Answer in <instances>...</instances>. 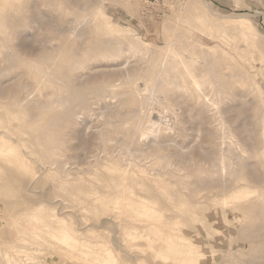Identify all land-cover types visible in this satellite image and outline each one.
Wrapping results in <instances>:
<instances>
[{
    "label": "rangeland",
    "instance_id": "374dc122",
    "mask_svg": "<svg viewBox=\"0 0 264 264\" xmlns=\"http://www.w3.org/2000/svg\"><path fill=\"white\" fill-rule=\"evenodd\" d=\"M204 1L0 0V264H264V0Z\"/></svg>",
    "mask_w": 264,
    "mask_h": 264
},
{
    "label": "bare ground",
    "instance_id": "6f19581e",
    "mask_svg": "<svg viewBox=\"0 0 264 264\" xmlns=\"http://www.w3.org/2000/svg\"><path fill=\"white\" fill-rule=\"evenodd\" d=\"M201 1V0H200ZM204 1V0H203ZM205 3H206V0L204 1ZM207 4H209V3H207ZM258 15V14H257ZM38 16H40V15H38ZM32 22V21H31ZM30 22V23H31ZM46 23H47V21H46ZM37 24V23H36ZM52 25V24H51ZM35 26V25H34ZM40 30H41V28H39ZM43 29V28H42ZM45 29V28H44ZM49 29V28H48ZM66 29V28H65ZM53 30V29H52ZM31 31V30H30ZM74 31V30H73ZM38 35V34H37ZM20 38V37H19ZM41 41V40H40ZM19 46V45H18ZM1 85H2V83H1ZM3 86V85H2ZM58 99V98H57ZM52 100V99H51ZM53 103H54V101H53ZM207 108H208V106H207ZM210 111V110H209ZM135 112V111H134ZM131 113V112H130ZM135 116V115H134ZM215 121V120H214ZM7 133V132H6ZM202 134V133H201ZM14 139V138H13ZM16 141V140H15ZM168 144H171V143H168ZM223 144H225V143H223ZM201 147V146H200ZM8 150V152H12V149H7ZM206 154V153H205ZM58 166V165H57ZM251 166V165H250ZM264 181V180H263ZM224 186V185H223ZM32 190V189H31ZM225 203V202H224ZM260 228V227H259ZM255 229V228H254ZM263 229V228H262ZM247 231V230H246ZM260 231H262V230H253L252 232H251V234H246V237L247 238H255V236L260 232ZM242 233V232H241ZM261 233V232H260ZM243 235H244V233H243ZM6 236H7V234H6ZM69 237V236H68ZM67 237V238H68ZM7 238V237H6ZM253 238V239H254ZM251 240V239H250ZM13 249H14V251H12L13 249H9V250H5L4 251V258H5V260H6V264H26L25 262L26 261H23L22 262V260L21 259H19L17 256H15V253L14 252H16V254H18V252L20 253V251L18 250V248L17 249H15L14 247H12ZM16 250H18V251H16ZM21 250V249H20ZM23 251V250H22ZM11 252H13V253H11ZM24 252V251H23ZM25 253V252H24ZM28 254H31L32 255V253H29V252H27ZM20 256H21V254H20ZM24 256H25V254H24ZM34 256V255H33ZM238 256V255H237ZM25 257H29L27 254H26V256ZM30 257H32V256H30ZM29 257V258H30ZM253 257V256H252ZM33 258V257H32ZM247 258V257H246ZM31 259V258H30ZM26 260H27V258H26ZM32 260V259H31ZM256 260V259H255ZM258 260V259H257ZM29 262V261H28ZM0 263H1V261H0ZM41 263V262H40ZM249 263H250V261H249ZM248 263V264H249ZM253 263V262H252ZM28 264V263H27ZM42 264V263H41ZM247 264V263H246Z\"/></svg>",
    "mask_w": 264,
    "mask_h": 264
}]
</instances>
